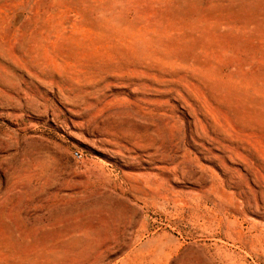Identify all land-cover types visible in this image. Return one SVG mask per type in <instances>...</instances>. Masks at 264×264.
<instances>
[{"label": "rangeland", "instance_id": "rangeland-1", "mask_svg": "<svg viewBox=\"0 0 264 264\" xmlns=\"http://www.w3.org/2000/svg\"><path fill=\"white\" fill-rule=\"evenodd\" d=\"M0 264H264V0H0Z\"/></svg>", "mask_w": 264, "mask_h": 264}, {"label": "built area", "instance_id": "built-area-1", "mask_svg": "<svg viewBox=\"0 0 264 264\" xmlns=\"http://www.w3.org/2000/svg\"><path fill=\"white\" fill-rule=\"evenodd\" d=\"M73 156H74L75 158H79V157H80V153H79V151H78V150H74V151H73Z\"/></svg>", "mask_w": 264, "mask_h": 264}]
</instances>
